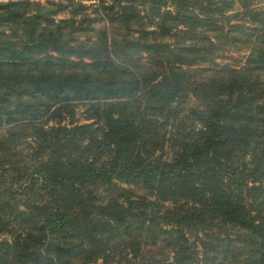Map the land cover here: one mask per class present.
<instances>
[{
	"label": "trees",
	"instance_id": "trees-1",
	"mask_svg": "<svg viewBox=\"0 0 264 264\" xmlns=\"http://www.w3.org/2000/svg\"><path fill=\"white\" fill-rule=\"evenodd\" d=\"M0 264H264V0L0 4Z\"/></svg>",
	"mask_w": 264,
	"mask_h": 264
},
{
	"label": "rangeland",
	"instance_id": "rangeland-1",
	"mask_svg": "<svg viewBox=\"0 0 264 264\" xmlns=\"http://www.w3.org/2000/svg\"><path fill=\"white\" fill-rule=\"evenodd\" d=\"M12 1H21V0H0V4H4V3L12 2ZM31 1H38V2H41V3H44L45 2V0H31ZM83 3L84 4H87V5L89 4L88 2H83ZM163 10H167L169 12H174L173 11V7L171 5H167L166 7L163 8ZM64 17L65 16L64 15H61V14H58V16H57L58 19H62ZM164 39L166 41L167 40L168 41H171V42L173 41V39L171 37H165ZM218 54L220 56H222V58L224 59V60L223 59H218V60L215 61L216 63L219 64V63H229V62H231V60H227L229 58H233V59L238 60V59L242 58L245 53H242V52H238L236 50H233L230 53H227V52L219 53L218 52ZM82 112H83V109H77V111H76V118H79L80 119V121H79L80 123H84V121L82 120V118H80Z\"/></svg>",
	"mask_w": 264,
	"mask_h": 264
}]
</instances>
